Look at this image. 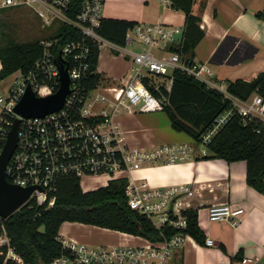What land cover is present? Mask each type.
Instances as JSON below:
<instances>
[{
	"label": "built area",
	"instance_id": "built-area-1",
	"mask_svg": "<svg viewBox=\"0 0 264 264\" xmlns=\"http://www.w3.org/2000/svg\"><path fill=\"white\" fill-rule=\"evenodd\" d=\"M105 1L83 0L76 9V0H0V8L31 10L42 29L50 30L49 36L40 40L42 52L31 69L27 73L17 71L12 75V84L0 88V159L18 119L16 148L5 168V176L12 185L33 189L23 207L34 202L53 208L61 182L69 178L78 179L80 185L89 177L105 176L110 182L127 179L129 208L146 216L158 229L168 226L178 230L171 238L141 248L88 251L84 246L78 248L63 242L64 247L73 252L75 260L62 258L54 264H168L174 253L190 239L186 233L188 219L184 214L188 209L183 202L190 190L188 186L156 189L146 182L138 187L130 176L146 163L165 159L169 164L189 158L192 149L185 145L161 146L151 151L130 149L116 118L124 112H164L167 98L160 94L162 87L170 90L175 71L192 76L208 88L222 92L230 102V109L201 137L199 144L202 154L206 155L207 145L234 116L257 121L264 132V99L254 94L241 100L228 94L212 82L214 72L208 64L199 65L194 61L186 64L178 53L169 51V47L183 42L184 29L181 27L139 23L127 32L125 46L106 40L98 31L104 20ZM163 1L170 4V0ZM62 26L75 30L81 39L61 43L55 35ZM103 48L132 62L127 84L116 87H100L103 81L92 84L91 76L95 73L92 54L94 51L100 54ZM60 67L67 70L69 78V93L63 107L44 117L25 119L17 115L15 108L28 87L41 98L58 92ZM158 78L169 81V85ZM244 213L242 208L220 204L208 209V219L212 223H234ZM0 246L8 249L6 261L24 264L12 249L3 224ZM205 246L214 247L215 243L206 239ZM238 264L264 262L261 256H252L241 258Z\"/></svg>",
	"mask_w": 264,
	"mask_h": 264
},
{
	"label": "crops",
	"instance_id": "crops-1",
	"mask_svg": "<svg viewBox=\"0 0 264 264\" xmlns=\"http://www.w3.org/2000/svg\"><path fill=\"white\" fill-rule=\"evenodd\" d=\"M22 9L0 8V26L10 11ZM263 9L264 0H198L194 6V12L202 17L201 28L205 32L195 50L194 63L208 64L214 72L212 82L221 89L226 90L228 84L238 80L250 82L264 72V21L255 16ZM103 16L104 20L163 23L183 29L185 24V15L163 0H106ZM131 73L132 62L128 58L107 48L100 52L94 73L100 81L104 82L106 74L107 80L124 85ZM140 114L122 113L116 118L130 149L151 151L161 146L185 145L192 149V154L174 163L167 164L165 159L148 163L130 177L138 187L145 182L156 189L188 186L190 193L183 197L184 208L198 211L205 238L215 243L214 247H206L190 237L168 264H238L232 262L237 254L242 258L261 256L264 262V194L248 186L246 163L203 159L208 152L203 155L200 144L175 131L165 112ZM109 183L99 178L95 187L82 189L94 191ZM220 204L242 208L245 213L234 223H212L208 209ZM59 236L67 245L84 246L88 251L151 244L142 237L74 222L62 224Z\"/></svg>",
	"mask_w": 264,
	"mask_h": 264
},
{
	"label": "trees",
	"instance_id": "trees-1",
	"mask_svg": "<svg viewBox=\"0 0 264 264\" xmlns=\"http://www.w3.org/2000/svg\"><path fill=\"white\" fill-rule=\"evenodd\" d=\"M198 0H170L172 9L185 15L184 39L178 46L169 47V51L178 53L184 63H193L195 50L205 38L201 28L202 17L194 12ZM83 0H76L77 9ZM264 21V9L255 13ZM138 23L121 20H103L100 35L120 46L126 45V34ZM61 43L79 40L81 36L68 26H62L55 35ZM0 44V79L5 80L17 71L27 73L40 57V40L17 43L7 39ZM99 53L92 54V70L98 67ZM92 84L101 78L91 76ZM226 92L238 99L247 100L252 95L264 99V72L250 82L238 80L228 84ZM161 95L167 98L164 112L172 128L190 136L196 144L215 123L216 119L230 109V102L224 94L208 88L192 76L175 71L169 91L162 87ZM155 93L157 96H161ZM260 131V132H259ZM208 155L203 159H222L227 163L243 161L247 166L246 182L250 188L264 194V132L255 120H243L234 116L225 127L213 137L207 145ZM128 181L120 179L94 191H84L80 181L69 178L61 182L56 204L48 209L30 202L9 219L0 220L10 239V245L20 256L24 264H54L59 259L75 260L73 252L64 247L59 236L60 227L66 222L81 223L142 237L151 243L171 238L178 230L165 226L158 229L146 216L129 208L126 195ZM188 219L186 233L197 243L205 244V235L199 226L197 210H186ZM8 249L0 246V264H16L6 261ZM237 254L232 262L240 261Z\"/></svg>",
	"mask_w": 264,
	"mask_h": 264
},
{
	"label": "water",
	"instance_id": "water-1",
	"mask_svg": "<svg viewBox=\"0 0 264 264\" xmlns=\"http://www.w3.org/2000/svg\"><path fill=\"white\" fill-rule=\"evenodd\" d=\"M61 87L57 93L48 97H37L31 87L15 108V113L25 119L44 117L57 112L63 107L69 93V78L67 70L60 67ZM19 120H15L9 133L8 141L0 159V217L9 219L18 212L30 199L33 189H24L10 184L5 176V168L16 148Z\"/></svg>",
	"mask_w": 264,
	"mask_h": 264
},
{
	"label": "rangeland",
	"instance_id": "rangeland-1",
	"mask_svg": "<svg viewBox=\"0 0 264 264\" xmlns=\"http://www.w3.org/2000/svg\"><path fill=\"white\" fill-rule=\"evenodd\" d=\"M49 33L50 30L42 29L41 23L38 22L31 10L26 8L22 10H12L6 15L0 26V44L4 45L7 43V39L17 43L43 40L49 36ZM104 77V82L99 84L100 87H116L118 85V83H113L107 80V78H109L108 75L105 74ZM0 82H2L0 83V88L5 89L7 86L9 87L12 84L13 77H8L4 81ZM166 84L169 85V82ZM123 114L126 113L124 112ZM138 115H141L140 112H138ZM146 165L147 163L143 166ZM99 178L103 180L107 179L105 176L89 177L81 181V187L83 189L95 187V180H99Z\"/></svg>",
	"mask_w": 264,
	"mask_h": 264
}]
</instances>
